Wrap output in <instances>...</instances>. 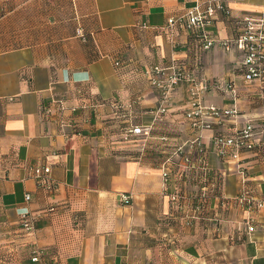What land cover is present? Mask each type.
Instances as JSON below:
<instances>
[{
    "label": "crops",
    "instance_id": "1",
    "mask_svg": "<svg viewBox=\"0 0 264 264\" xmlns=\"http://www.w3.org/2000/svg\"><path fill=\"white\" fill-rule=\"evenodd\" d=\"M201 1L0 0V264H32L35 250L46 264H264V227L245 229L260 214L237 200H264V81L245 80L236 50L195 62L181 25L173 44L169 19ZM263 6L232 2V17L219 13L209 30L233 38ZM175 60L207 85L205 106L236 103L239 114L196 130L183 82L155 121L162 96L145 71ZM250 122L256 147L220 158L215 136ZM133 126L152 130L125 140ZM46 167L41 186L35 170Z\"/></svg>",
    "mask_w": 264,
    "mask_h": 264
},
{
    "label": "built area",
    "instance_id": "2",
    "mask_svg": "<svg viewBox=\"0 0 264 264\" xmlns=\"http://www.w3.org/2000/svg\"><path fill=\"white\" fill-rule=\"evenodd\" d=\"M247 0H203L196 4L188 15L184 17H174L168 21V29L170 40L175 45L174 32L178 26L185 28L189 35V53L194 55L195 62L199 63L204 52L211 49L222 47L227 52L236 50L241 54V63L239 67L243 72V76L247 82L264 81V9L259 15H247L239 18L237 23L240 27L238 35L233 38H220L210 32L209 27L219 13L226 17H232V2H246ZM264 8V6H263ZM144 28L149 27L147 24L142 25ZM116 65H121L117 61ZM145 76L149 85L157 90L162 96L161 106L155 110V121L163 120L168 112V106L172 95L176 88L183 82L191 84L190 109L187 112V119L193 128L198 131L213 129V125L229 120L239 114L236 103L231 108L204 105L202 96L207 89L206 84L195 76L194 72L189 69L186 62L175 60L170 66H150L146 68ZM230 97L237 100L238 90L236 86H228ZM50 112V110H47ZM243 129L235 134H221L214 138L217 155L220 158L237 161L240 154L247 150L251 151L256 147L254 140L256 128L252 122L245 125ZM150 127L133 126L125 130L123 136L125 140H129L135 136L148 135L151 133ZM36 175L40 178V185L47 183L44 175L50 173V168H37ZM246 179L245 171H242ZM170 172L167 169L163 171L165 183L169 181ZM246 181V180H245ZM31 194L26 195V201H30ZM128 200L127 197H124ZM239 204L243 206L249 213L257 212L260 218H248L245 222V229L248 234L254 233L258 226L264 227V200L256 199L243 192L238 196ZM23 234H32L35 229V219L30 213H23L20 217ZM32 264H46L43 258L42 250H36L31 258Z\"/></svg>",
    "mask_w": 264,
    "mask_h": 264
},
{
    "label": "trees",
    "instance_id": "3",
    "mask_svg": "<svg viewBox=\"0 0 264 264\" xmlns=\"http://www.w3.org/2000/svg\"><path fill=\"white\" fill-rule=\"evenodd\" d=\"M166 116H167V113L164 117H166ZM199 150H200V152L205 153V149L203 148V144L201 142L199 143ZM42 252H43V258L46 259L48 257L47 253L45 251H42ZM50 264H53V263H50Z\"/></svg>",
    "mask_w": 264,
    "mask_h": 264
},
{
    "label": "rangeland",
    "instance_id": "4",
    "mask_svg": "<svg viewBox=\"0 0 264 264\" xmlns=\"http://www.w3.org/2000/svg\"><path fill=\"white\" fill-rule=\"evenodd\" d=\"M228 86H229V85H228ZM230 86H231V85H230ZM232 86H235V85H232ZM202 101H203V99H202ZM164 119H165V118H164ZM164 119H163V120H164ZM163 120H161V121L159 120V121L162 122ZM159 121H158V122H159ZM158 122H157V123H158ZM123 138H124V136H123ZM245 173H246V171H245ZM246 174H247V173H246ZM242 175H243V174H242Z\"/></svg>",
    "mask_w": 264,
    "mask_h": 264
}]
</instances>
